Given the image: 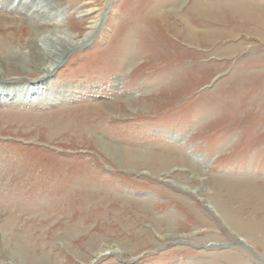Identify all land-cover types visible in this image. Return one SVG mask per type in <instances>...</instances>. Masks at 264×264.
<instances>
[{"label":"rangeland","instance_id":"rangeland-1","mask_svg":"<svg viewBox=\"0 0 264 264\" xmlns=\"http://www.w3.org/2000/svg\"><path fill=\"white\" fill-rule=\"evenodd\" d=\"M23 1L32 8L28 16L46 13L38 20L58 22L75 41L84 39L93 16L101 17L53 71L50 88L65 90L58 99L34 109L0 105V252L21 244L27 261L44 264H264V236L250 232L248 239L230 230L212 206L215 191L226 190L213 182L214 175L233 191L247 177L255 185L264 182V30L254 21L241 23L244 28L227 21L218 29L232 36L246 29L260 34L218 40L207 52L202 47L205 54H193L148 14L163 2L165 21H173L171 0H11L17 6ZM190 2L183 0L177 12ZM0 16V38L19 51L35 24L21 22L23 15L10 10ZM239 42L242 49L213 55ZM124 46L136 56L123 69ZM33 70L28 78L38 79ZM237 73L240 80L233 84ZM157 77L163 80L156 83ZM111 99L112 113L95 105ZM74 100L83 103L70 104ZM79 107L87 112L72 113ZM31 112L56 113L60 121L79 113L73 118L93 116L99 125L90 141L73 134L56 143L53 129L38 126L46 123L39 121L44 117L18 116ZM99 138L121 149L175 151L195 164L194 172L174 167L166 173L176 164L144 165L145 160L119 169L98 148ZM174 178L189 190L172 186ZM178 198L205 221L190 215ZM221 199L227 201L226 195ZM166 216L170 224L161 223L157 232L155 218ZM246 219L264 225V210L239 216ZM0 264L12 263L0 259Z\"/></svg>","mask_w":264,"mask_h":264},{"label":"bare ground","instance_id":"bare-ground-1","mask_svg":"<svg viewBox=\"0 0 264 264\" xmlns=\"http://www.w3.org/2000/svg\"><path fill=\"white\" fill-rule=\"evenodd\" d=\"M182 3H183V0H171V4L172 5L175 4V6H173L174 12L171 14V16H173V21H170L168 19H167L168 22L165 21L164 18H166L165 16H167L169 13L165 11V7H164L165 3L163 2H159L154 7H152V10H150L148 14L150 17H157L159 24L164 27V32L167 33V35L169 34L170 36L175 37L181 42H184L183 44L186 47H188L190 50L192 49L193 54L196 51L199 54H205L207 52V49L214 42L218 40H225L227 38L234 39L236 36H238L239 34L242 35L243 33L247 35L256 34L257 36H259L260 34V33L257 34L258 32H255V31H252V33H249V31L246 29L244 31L235 33L232 36V34H230L231 32L226 33L225 30L221 31L218 29V28H221L222 26H225V22L227 21H232V24L239 26V28H244L243 24L241 23H243L246 20H248L249 23L254 21L252 22L253 24L258 25L261 28V30H264V3L262 2L257 3L252 0L250 1H246V0H206V1L191 0L189 5L185 7L183 12H177V8H179L182 5ZM26 9H28V6L24 3V1L20 3L19 6H17V4L14 5V3L11 2V0H0V14L1 12L7 13V10H10V12L12 13L23 15V19L21 20V22H28V23L33 22L35 24V28L32 27L33 29L31 31L32 35L29 33L28 34L26 33L27 38L23 41V43H21L19 47L20 52L14 51L10 47L9 43H6L5 40H2L0 38V105L4 106L5 104L9 105V104L14 103L15 106L22 107L23 109H32L34 106H38V105H40L41 107H45L47 105L46 100L49 101L53 97L54 99H58V97L61 95V92L65 91V90H62L63 88H60L59 86L57 87L56 85H55L56 87L53 86L52 88H50L51 84L53 85V71L57 67L60 66L64 55L67 53L70 47L80 44L81 42H83L85 38H88L92 34L94 29L97 27V22H98L97 20L101 17V15L96 14L95 16H93L90 22V25L87 27V32L83 36L84 39L82 41H79V40L75 41L74 39L75 36L71 37L67 35L65 32H63L58 22L54 21V22L47 23V22H41L38 20L40 18H43V16L46 15V13H39L36 11L34 15L32 14L31 16H28L25 13ZM31 9H28V11ZM93 12H94V9H91L87 12V14L90 15ZM225 17L227 19H225ZM160 20L162 22H160ZM0 21H2L1 18H0ZM43 25H49L51 26V28L47 30L42 29ZM11 27H14L13 24H11ZM35 29L40 30V31L35 32ZM235 29L237 30L236 27ZM263 37H264V34L262 38ZM202 43L205 45H202ZM241 44L242 43L239 42V44H236V45H230V46L228 45L221 51L215 50L214 52L215 54L213 55L215 56L230 55L236 50L242 49ZM202 47L206 48V52H205V49H203ZM122 50H124L123 52L124 55L120 60V67L124 65L123 66V69H124V67L126 68L134 60L136 55L128 49V46L126 47L124 46ZM29 67L31 68L33 67V69L35 67L37 69V72L40 73L38 75L39 77L37 76L38 79L28 78L30 74H32V72L34 71L33 69L30 70ZM168 74H173V72L172 73L169 72ZM237 74H235V76L233 75L234 77L231 80L233 81V84L237 83L240 80L241 74L240 73L238 75ZM163 77L155 78V82L156 83L161 82L163 80ZM244 77L246 78V76H243V78ZM19 79L20 80L24 79V81L18 82ZM30 79H31L30 82L26 81ZM60 100L64 102L65 98H60ZM104 100L98 101L97 103H95L96 107L99 109H102L103 113L104 112L112 113V111L115 110L111 104L113 99H111L109 102L104 101ZM73 103L79 104L83 102L79 100H74L70 102V104H73ZM27 106L29 108H27ZM92 108L94 109L93 105H92ZM80 109H84V111L87 112V109L79 107L72 113H75ZM89 110L90 109H88V111ZM72 113H68L67 116L64 118V121H60L62 120V117L58 119L59 116H57L56 113L51 114V115L50 114L40 115L38 113L31 112V113H24V115L22 114L23 116H20V115L18 116L19 117H37V118L44 117V119L43 118L42 119L38 118V119H41L39 120L40 122L45 121L46 123H44V125L42 124V126L40 125L38 126L42 128L45 126L46 129H50V130L53 129V131H55L56 133L51 136L59 137L58 139H54L56 143L61 142L62 141L61 139H64L62 137H65L67 135H73V134L80 136V137L87 135L88 138L87 137H84V138L85 140L87 139L88 141H90L91 132H93V127L96 129L99 125L96 122L95 117L93 116L92 117H81V120H76L73 117H76V115L79 113H76V115ZM61 114H64V112L60 113V116ZM13 116H16V115H13ZM45 117L51 118L50 121H48L49 123L45 120ZM33 124L35 123L33 122ZM34 128H37V127H34ZM242 128H243V125H242ZM51 136L50 137L48 136V137L51 138ZM230 136L231 134L227 138V140L229 141H230ZM51 139H49V142L53 140ZM87 144H89V142ZM97 144H98V148L105 154V156L110 158L112 162L116 163V166L118 165L119 169L128 168L127 166L121 167L122 164L135 165L138 162H142L143 160H145L143 162L145 163L144 165H147V164L153 165L155 163H159L161 167L162 166L164 167V165L165 167L168 165L170 167V164H176V165L171 166L170 168H167L166 173H168L169 170L174 167L183 168L184 170H188L189 172H192V173L194 172V169H195L194 163L189 165L188 162H185L183 160L184 157L179 155L175 151L169 152V154L166 155V154H163L162 151L158 153V152H144V151H136V150L134 151V150L126 149V148L121 149L120 147H116V146L114 147L110 142L104 141L102 138L98 139ZM163 172L164 171H160L157 174L163 173ZM169 182L171 183L172 186H177V187L179 186L182 189L184 188L185 190H189V188L186 187L184 183L182 184L181 182H179V179L174 178V179H171ZM213 182H215L217 185L221 184L222 185L221 189L226 187L225 191L220 190V193L222 194L218 193L219 191H215L214 195H215L216 201L213 202L212 204V206L214 207L215 213L221 218L222 222L230 230L236 233L245 232V234L247 235L246 237L248 239L251 237V236H248L250 232H252L253 234H262L261 236L263 237L264 236V225L258 224L257 222H253L254 220L249 221L246 219V220L241 221L239 220V216H243L247 214H251L252 216H254L259 211L261 212L264 210V182H262L260 186L255 185L254 180L247 177L242 181L243 187L240 190H235V191L232 190L233 188L232 184H228L227 181L224 180V178L217 177V175L213 176ZM207 188L209 189V187ZM225 195H226L227 201L221 199ZM178 199L180 203L184 206V208L186 207V211L188 210L190 215L199 218L201 222L205 221V219L201 218L199 215H196V212H194L189 207L187 200H183L180 198ZM244 211H246V214L244 213ZM163 218L165 219V217ZM161 223L170 224L167 216L165 220L155 218L154 224L156 226L157 232H160L162 230V227L160 225ZM76 225L77 224L75 223L74 226ZM257 225L259 226L258 228H257ZM200 227H203V226H200ZM0 229L4 231V228H2V226ZM6 244L8 243L6 242ZM11 247H13L12 250L10 249L9 244H8L4 248V250L0 252V259H3L6 262H11L12 264H44L41 261V259H38V258L37 260H33L32 262L27 261L25 258L26 256H24L25 253H28L26 251V246L21 245V244L17 245L16 243L14 245H11ZM113 250L114 252L117 251L116 249H113Z\"/></svg>","mask_w":264,"mask_h":264}]
</instances>
